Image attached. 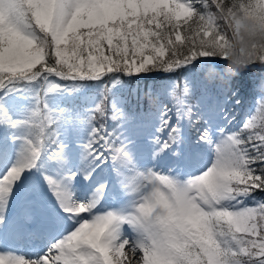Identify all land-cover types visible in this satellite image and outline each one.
Masks as SVG:
<instances>
[{"label": "snow or ice", "instance_id": "snow-or-ice-1", "mask_svg": "<svg viewBox=\"0 0 264 264\" xmlns=\"http://www.w3.org/2000/svg\"><path fill=\"white\" fill-rule=\"evenodd\" d=\"M211 58L225 61L227 70ZM196 63L202 75L194 83L182 70ZM246 69L260 71L258 99L238 129L229 131L236 116L212 106L208 82H225L226 103L236 96L233 77ZM154 73L175 78L148 86V101L162 90L174 104L146 114H129L118 103L105 107L125 78ZM88 81L100 82L99 98L81 114L71 98ZM141 91L136 103L142 108ZM14 93L16 116L8 104ZM65 94L68 106L54 103ZM217 114L227 123L214 128ZM105 119L114 122L111 131ZM185 125L197 133L194 145L212 151L207 167L182 179L178 165L167 171L140 165L141 140L151 146L152 161L166 153L180 160L188 143ZM62 126L87 133L75 169ZM47 165L56 167L59 179ZM102 165L110 166L127 197L117 209L100 210L107 180L86 201L71 191L77 177L90 181ZM33 172L54 206L26 194L10 219V202ZM260 194L264 0H0V264H125L120 258L126 248L136 264H264ZM53 223L68 227L40 254L6 246L25 234L39 236Z\"/></svg>", "mask_w": 264, "mask_h": 264}, {"label": "rangeland", "instance_id": "rangeland-1", "mask_svg": "<svg viewBox=\"0 0 264 264\" xmlns=\"http://www.w3.org/2000/svg\"><path fill=\"white\" fill-rule=\"evenodd\" d=\"M224 62L225 61H222L220 63H224ZM197 64H199V63H197ZM199 67L200 66L196 67V69L198 70ZM161 74L162 73H157L155 75H161ZM153 75L154 74H151L148 76L132 77L134 80H136L138 82H136V84L133 87H129L128 83H125V87H118L116 89L117 95L115 97L110 96L109 100L106 101L105 107L110 109L112 103H118L129 114H139V113H145L146 114L148 112H155L156 108L160 105L171 106L172 104H174L172 97L162 90H158L153 95L151 102L148 101V98L145 96V93L148 90L147 87L152 86L154 88H159L162 85L161 83L156 84L154 80H150V82H146L147 80H145V79L146 78L151 79V77H153ZM241 76H242V74H241ZM256 76H257V74L249 73L248 79H252V77H256ZM129 79H131V78H129ZM171 79H173V78L166 77V78H164V82L171 80ZM191 80L194 82V78L190 79L189 81H191ZM100 86H101L100 82H92V81L85 82L84 86L80 89V91L78 93H76L74 95V97L71 98L72 102H71L70 106L73 107L75 111H77L81 114L88 112L89 108L92 106V104L95 101L98 102ZM208 88L210 89L209 94L212 97V106L215 107L216 104H220L221 106L224 107V110L226 112H228L230 115L236 116V120H234L232 122V124L227 125L228 130L234 131V130L238 129L239 125L241 123H243V118L246 115H250L252 113L250 110L249 111L245 110L244 105H238L235 102L237 99L240 100L243 97L241 92L232 86L233 90L236 92V96L231 98V99H228V101L225 103V100H226L225 82H223L221 80L209 81L208 82ZM137 89L142 90L141 96H142V98H144V101H145L144 106L142 108L138 107L137 103H136ZM195 91H196L197 95H200L203 92V88H198ZM17 99H18V94H15V93L11 94L8 98L9 108L12 110V113L14 116H16L18 114V109H19V104L15 103L17 101ZM66 99H67V94H65V97L58 98L57 99L58 101L55 100L54 103H60L61 106H68L66 104ZM190 99H191V97H190ZM248 99H250V98H247V96L244 97V101L248 100ZM251 99L254 101V103H256L258 96H255L254 99L251 97ZM191 102L195 103L196 101L194 99H191ZM107 115L110 117L111 111H109L107 113ZM102 123L105 124L110 131L114 127V125H113L114 122L111 119H105L102 121ZM226 123L227 122L222 119V114H217L214 118L213 126H214V128L220 127V126H224ZM62 127H63V131H65V132L63 134H61V139H63L66 143L69 144L70 150L72 152L74 150L80 151L79 142H82L86 138V135H87L86 131L81 130L77 126H71V127L62 126ZM184 132H186L185 136L187 138L188 143L185 145L183 151H187L188 154H190V155H189L188 159L186 160V164H185L186 170L183 169L184 167L183 168L180 167L178 169V171H180V173H181L182 179L186 178L190 175H194L198 172V171H195L196 170L195 165H197V167H198V163L194 162V159L197 160V158H201L205 154L212 153V151L207 146H205V145H194L192 143V141L195 139V137L197 135L195 129H191L187 125H185L184 126ZM140 143L143 145V148H146L147 150H149V152H151V148H150L151 146L150 145L146 144L143 140H141ZM77 147H78V149H77ZM194 149H196L198 152L193 157H190L192 155L191 152ZM168 155H170V153H167L166 156H168ZM163 158H164V156H163ZM164 159H166V157ZM174 163H176V162H174ZM192 163H194V166L192 165ZM47 166L49 167L50 170H52L51 171L52 173H48V174H50L52 176H56L58 173L57 172L58 170L56 169V167L52 166V165H47ZM103 166L104 165H102V167ZM147 166H151V165L147 164ZM72 168L75 169L76 168L75 165H73ZM168 168H170V167H168ZM188 168H191V170H189ZM100 170H102V169H100ZM33 174H35V172L29 174V177H28L27 181L25 182V185L18 190L19 194L25 193L24 195L26 196V194H28L29 198H38L41 201L45 200L48 207H51L52 202L50 200H48V196L46 195V193H43V190H40L39 186L38 185L36 186V184H35L36 182H34V179L37 182L40 179L33 178V176H32ZM57 178H59V177H57ZM80 179L83 180V177H79L78 182ZM111 185H113V184L111 183ZM111 185L109 187L110 188L109 191L105 195L106 201L108 200V198L114 199L118 195H121V196L123 195L119 188L113 189V186L111 187ZM87 186H88V184H87ZM94 186H96V183L94 185V182H92L91 186H89V188L94 187ZM34 187L36 190L32 191V193L31 192L29 193V189H32ZM89 188H87L86 191H89ZM24 198H25L24 196L23 197L19 196L18 197V199H20L19 202H22ZM245 203H252V201H251V199H249V200H246ZM63 231H64V229H63ZM63 231L61 230V232H59V234L62 233ZM25 236H26L25 240L27 239L28 241H25L23 239L20 240L21 241L20 249L14 248L13 250H16V251H18V252H20L26 256H33V255L42 253L44 251V249L46 248L45 246H47L49 240L52 239L53 237H55V236H52L47 241H42L41 239H38L37 237H35V235L26 234ZM24 241L27 242L25 246L23 245ZM22 246L24 247V250H23Z\"/></svg>", "mask_w": 264, "mask_h": 264}, {"label": "bare ground", "instance_id": "bare-ground-1", "mask_svg": "<svg viewBox=\"0 0 264 264\" xmlns=\"http://www.w3.org/2000/svg\"><path fill=\"white\" fill-rule=\"evenodd\" d=\"M58 101V100H57ZM238 123V122H237ZM237 125V124H236ZM186 133V132H185ZM189 145V144H188ZM73 148V147H72ZM151 148V147H150ZM78 149V147H77ZM192 149V148H191ZM73 150V149H72ZM183 151V150H182ZM79 152V153H78ZM184 152V156L180 159L177 160L176 158L172 157L171 154L166 156V154H164V158L166 157V159L163 158V156L161 158H159L158 161H152L150 159V153L149 150H147L146 148L142 147V157L139 159V163L141 166H147V164H150L151 166L155 163V165L157 167H159L160 169L167 171L168 167H172L173 165H178V169L181 167L183 169H185V164H186V160L188 159L189 155L187 151H183ZM197 150L194 149L191 153L192 155L190 157H193L194 155L197 154ZM168 157V158H167ZM190 159V158H189ZM213 159V153H208L205 154L203 157L201 158H197V160L194 159V162L198 163V167L197 165H195L196 170L195 171H200L203 168L207 167ZM69 161H70V166L72 167L73 165H75V167H79L81 164V160H80V151L78 150H74L73 152L70 150L69 153ZM176 162V163H174ZM192 165L194 166V163H192ZM54 166V165H52ZM51 166V167H52ZM102 169V170H100ZM177 169V170H178ZM189 170H191V168H188ZM186 170V169H185ZM47 171L48 173H52L49 169V167L47 166ZM57 171V170H56ZM57 175L54 177H60V173L59 171H57ZM50 175V174H49ZM33 178H38L40 179L38 182H36V186H39L40 190H43V193H46V195L48 196V200H50L52 202V206L49 207L50 209L53 208L54 206V201L52 200V195L51 193L48 191L47 186L44 184L43 179L41 178L39 172H35V174L32 175ZM59 179V178H57ZM79 177H77V179L74 181V183L70 186L71 187V191L74 193V198L76 200L79 201H86L89 198L90 193L93 191L94 187L89 188V186H91V183L94 182V185L96 183L99 184L101 181L107 180L109 181V187L111 185V182H113L111 185V187L113 186V189H117L119 187H117L116 183H115V177L113 175V173L111 172V168L110 166H101L100 168H97L92 179L90 181H85L84 179H80L78 182ZM96 180V181H95ZM100 181V182H99ZM88 184V186H87ZM26 187V186H25ZM89 188V191H86V189ZM110 188H108L107 192L109 191ZM112 189V188H111ZM112 189V190H113ZM46 190V191H45ZM119 190V189H118ZM26 191V190H25ZM24 191V192H25ZM106 192V193H107ZM32 193V192H31ZM39 193V192H38ZM25 193L19 194V192L17 191L15 193V195L12 198V201L10 202V207H9V218L11 219L13 216H15L16 212L18 211L19 205L21 202H19L20 199H18L19 196L21 197H25L24 195ZM106 195V194H105ZM110 195V194H109ZM117 195V194H116ZM109 197V196H108ZM111 197V196H110ZM113 198V197H112ZM106 196L104 197L101 205H100V210H107V209H117L121 206H123L126 202H127V198L124 197L123 195H118L117 197H115L114 199L108 198V200L106 201ZM22 201V200H21ZM106 201V202H105ZM45 204V200L43 201ZM105 202V203H104ZM104 203V204H103ZM52 212L49 213V218H52ZM67 227L66 223H53L51 226L47 227L46 230L44 231V233H42L41 235L37 236L35 235V237H37L38 239H41L42 241H47L48 239H50L51 235L54 233L59 232V230H61L62 228ZM126 234L131 235L130 230H128L127 228L125 229ZM26 235V234H25ZM24 235V239L25 240V236ZM30 240V239H29ZM25 241H28L27 239ZM23 242V245L25 246L27 242ZM37 241V240H36ZM36 244V243H35ZM8 247H11L12 249L14 248H19L21 246V241H17V242H13L10 245H6ZM28 246V245H27ZM39 246V245H38ZM42 246V245H41ZM23 247V246H22ZM47 247V246H45ZM30 248V247H29ZM24 250V247H23ZM142 255V254H141ZM122 261L125 262V264H136V260L132 257L131 253H129L127 251V248L125 249V255L121 256L120 258Z\"/></svg>", "mask_w": 264, "mask_h": 264}, {"label": "trees", "instance_id": "trees-1", "mask_svg": "<svg viewBox=\"0 0 264 264\" xmlns=\"http://www.w3.org/2000/svg\"><path fill=\"white\" fill-rule=\"evenodd\" d=\"M223 60L219 59V58H211V62L213 64L216 65L217 68L219 69H223V70H227V63H220ZM200 66L199 64H194L192 65L190 68L188 69H183L182 70V74L188 76V79H192L194 78V82H196L200 76L202 75L199 71V69L197 70L196 67ZM197 70V71H196ZM259 72V73H258ZM252 73V74H257L256 77H252V79H248V74ZM157 73H154V75ZM242 74V76H241ZM153 77H151V79H145L147 80L146 82H150V80H154L156 84L164 83V78L169 77V78H175V74L173 75H155ZM260 75V71L257 69H246L244 71L239 72L236 76L233 77L232 80V86L235 87L236 89H238L241 94L243 95V97L239 100L240 103L238 105H244L245 110H250L251 112L254 110L256 103H254V101L251 99V97L254 99L255 96H257V93L255 91V83L257 82L258 78ZM153 78V79H152ZM136 80H134L133 78L129 79V78H125V83H128L129 87H133L136 84ZM224 82V81H223ZM144 85V84H143ZM247 96V98H250L248 100L244 101V97ZM231 103V102H230ZM65 131H63V127H61V134H63ZM262 198H264V194H260Z\"/></svg>", "mask_w": 264, "mask_h": 264}]
</instances>
